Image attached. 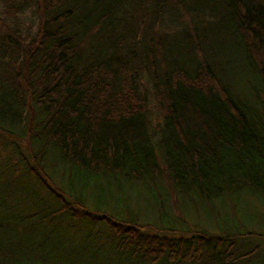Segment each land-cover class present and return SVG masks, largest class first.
I'll use <instances>...</instances> for the list:
<instances>
[{"label": "trees", "instance_id": "16d2710c", "mask_svg": "<svg viewBox=\"0 0 264 264\" xmlns=\"http://www.w3.org/2000/svg\"><path fill=\"white\" fill-rule=\"evenodd\" d=\"M246 197L264 0H0V264H264Z\"/></svg>", "mask_w": 264, "mask_h": 264}, {"label": "rangeland", "instance_id": "374dc122", "mask_svg": "<svg viewBox=\"0 0 264 264\" xmlns=\"http://www.w3.org/2000/svg\"><path fill=\"white\" fill-rule=\"evenodd\" d=\"M107 185V180H105L104 178L101 181V188L98 189L97 194L103 195L101 194V192H99L101 189L105 188ZM115 186V185H114ZM124 186H126L128 193L127 195L130 196L129 198V203L132 204L131 207H136V203L138 202L136 200V198H140L143 197L144 198H149V206L153 207V203L152 200L150 198L151 193H150V188L145 185V184H137V183H132V182H125ZM116 187V186H115ZM138 196V197H137ZM258 204L259 202L256 199H252L250 197H246V199L244 201L240 200L238 203V208L240 210V214H241V218L244 219V225L247 228L250 229H254V230H260L261 232L264 233V210H258ZM191 213L194 215L195 219L200 218L202 221H206L208 220L207 217H210L211 219H213L212 214L210 213V211H206L204 208L202 207H198L197 210H191ZM143 216V215H141ZM144 217V216H143ZM215 218V216H214ZM229 224V219L228 220H223V219H219L216 222L215 219V223H212V227L214 225L216 226H220L221 228H224V224ZM252 227V228H251ZM258 235V234H257ZM257 235L252 236L251 239H261V241L264 244V234H262L260 237H258ZM257 236V237H256Z\"/></svg>", "mask_w": 264, "mask_h": 264}]
</instances>
